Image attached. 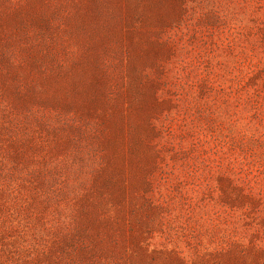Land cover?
Masks as SVG:
<instances>
[{
	"label": "rangeland",
	"instance_id": "rangeland-1",
	"mask_svg": "<svg viewBox=\"0 0 264 264\" xmlns=\"http://www.w3.org/2000/svg\"><path fill=\"white\" fill-rule=\"evenodd\" d=\"M0 264H264V0H0Z\"/></svg>",
	"mask_w": 264,
	"mask_h": 264
}]
</instances>
